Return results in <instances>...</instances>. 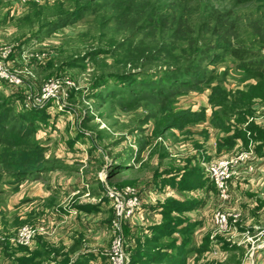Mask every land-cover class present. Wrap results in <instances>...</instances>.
Segmentation results:
<instances>
[{"label":"rangeland","instance_id":"1","mask_svg":"<svg viewBox=\"0 0 264 264\" xmlns=\"http://www.w3.org/2000/svg\"><path fill=\"white\" fill-rule=\"evenodd\" d=\"M58 20L62 21L54 25ZM211 20L222 26L207 28ZM237 47L247 49L238 56L241 59L232 54ZM0 49L11 52V71L22 79L15 86L0 81V160L4 161L0 163V264H36L29 260L32 252L39 251L33 248L52 240L55 225H39L38 218L35 223L21 220L20 216L27 217L22 196L43 192L47 182L65 181V186L70 179L75 193H61L60 186L55 189L58 201H64L62 206L68 207L82 195L83 201L91 203L89 207H97L100 200L92 196L96 192L110 201L113 219L104 245L110 261L116 235L133 217L121 222L120 231L115 228L112 194L136 190V179L143 185L153 172L161 174L168 165H179L181 157L191 152L184 149L191 128L194 131L209 119L210 98L216 97L218 89L228 92L246 86L247 74L237 71V65L239 60L258 63L264 57V0L246 4L236 0H57L38 5L0 0ZM20 49L49 57L46 62L26 60ZM212 75L214 82L207 84ZM55 80L70 84L60 89L58 97L37 105L46 85ZM189 83L194 86L186 87ZM101 93L110 97L98 100ZM4 100L10 101L7 107H13V112L1 114L8 109ZM31 112H36V118ZM19 114L22 117L15 119ZM7 116L12 117L6 124ZM22 149L38 151L30 155ZM8 157H41L37 163L41 167L19 178L5 170L16 165ZM223 160L227 159L219 161ZM138 162L140 170L135 168ZM249 167L254 168L250 160ZM207 178L221 204L228 202L231 195L222 202L208 173ZM32 197L26 195L25 208L38 209L40 202ZM52 211L45 216H52ZM217 211L209 215L207 229L223 235L230 227L219 229L216 216L239 217L225 208ZM24 228L34 231L28 244L18 236ZM250 231L245 237L250 245L247 257L232 262L264 264V229ZM50 242L48 249L41 248L52 253L43 251L44 259L66 254ZM125 250L128 254L127 245ZM216 261L229 264V254Z\"/></svg>","mask_w":264,"mask_h":264},{"label":"crops","instance_id":"2","mask_svg":"<svg viewBox=\"0 0 264 264\" xmlns=\"http://www.w3.org/2000/svg\"><path fill=\"white\" fill-rule=\"evenodd\" d=\"M208 115V120L197 124L195 135L191 128L192 135L184 142V149L195 155L190 152L187 157H181L184 160H180L179 165H168L164 173L153 172L143 185L139 179L134 181L141 209L122 226L131 264H219L216 259L225 253L229 254V264H237L232 259L247 257L250 251L249 243L245 242L250 230L264 229V100L255 99L252 115L246 118L245 123L236 126L245 132L240 136H234L236 128L225 134L212 124V111ZM231 123L234 125L233 120ZM223 136L232 137L230 142L234 144L220 146L219 143L224 142ZM242 152H250V163L254 169L249 171L244 163L238 166L239 173L230 184L231 198L221 204L216 190L207 180V168ZM138 163L136 170L141 167V162ZM62 168L71 173L70 168ZM65 183L58 181L55 185L54 181L47 182L43 192L30 194L32 200L37 204L40 202L38 209L35 206L25 208L29 201L25 197L30 195L22 196L21 203L27 217L22 219L20 216L21 220L35 223L38 218L39 225H55L52 240L36 244L33 249L39 251L32 252L34 254L29 260L36 261V264H109L104 245L110 239L113 219L110 201L100 197L101 192H96L92 196L100 200L97 207H89L91 203L83 201L82 195H77L68 207L62 206L64 201H58L57 186H60L61 193L72 190L68 195L76 191L73 192L76 189L73 179L64 186ZM86 193L84 190L85 196ZM221 208L239 217L230 220V229L223 235L216 233L217 229H207L210 227L209 215ZM52 209V216L46 217ZM240 241L245 245H237ZM48 242L66 254L57 253L44 259L42 252L45 250L41 248L48 249ZM253 252L257 254V251ZM47 253L52 254L45 251V255Z\"/></svg>","mask_w":264,"mask_h":264},{"label":"built area","instance_id":"3","mask_svg":"<svg viewBox=\"0 0 264 264\" xmlns=\"http://www.w3.org/2000/svg\"><path fill=\"white\" fill-rule=\"evenodd\" d=\"M23 3L33 4H53L57 0H22ZM18 53V52H17ZM22 58L26 60H32L34 62H46L49 55L40 52L39 54L29 55L21 52ZM16 54V53H15ZM10 57L11 52L6 49H0V81L10 86H15L21 83L22 79L19 73L12 72L10 68ZM69 82L63 80H55L50 85H46L41 98L38 100L37 105L41 106L45 104L51 98L59 96L60 89L65 85H69ZM264 118V115H263ZM250 160V152H242L236 157L229 158L227 160L219 161L218 163L212 164L207 168L208 177L212 181L220 195L222 202H226L230 196V184L234 178L238 175V166L242 163L248 167ZM254 168L249 167V171ZM112 196L116 200V220L114 222L115 228L120 231L121 222L128 217L134 216L136 212L141 209V201L138 192L131 188H126L123 194L113 193ZM225 214H218L215 219L218 228L221 230H227L230 227L229 216ZM233 217V216H231ZM230 217V218H231ZM235 218V217H234ZM34 231L29 228H24L19 232V237L22 243L28 244ZM126 239L125 236L118 232L111 247L110 261L112 264H130L129 256L125 250Z\"/></svg>","mask_w":264,"mask_h":264},{"label":"trees","instance_id":"4","mask_svg":"<svg viewBox=\"0 0 264 264\" xmlns=\"http://www.w3.org/2000/svg\"><path fill=\"white\" fill-rule=\"evenodd\" d=\"M239 4H246L254 0H236ZM261 1V0H260ZM35 5V4H34ZM38 5V4H36ZM218 17L215 18L217 20ZM213 19V18H212ZM63 20V19H62ZM62 20H58L54 25H57ZM215 25L222 26L221 24H218L217 21L211 20L206 26L207 28ZM143 28V26L139 27ZM247 50V49H246ZM246 50L240 49L237 47V49L233 50V55L236 57V59H241L238 56H241L246 53ZM248 52V51H247ZM258 58V57H256ZM258 63H255V61L251 63H245L242 60H239V63L237 65V71L246 72V78L243 83L246 82V86L244 88H238L235 91H225V90H217L216 97L214 99L210 98V104L213 106L211 108L212 111V124L216 127L221 129L225 134L231 133V131L234 129V136H240L242 134H245L243 129H238L236 126L243 124L246 122V118L252 115V105L255 99L260 98L261 100H264V57L258 58ZM187 71V68L185 69ZM189 70V69H188ZM188 72V71H187ZM207 81V80H206ZM251 81H255V84H252ZM214 82L213 75L208 78L207 84ZM194 86V84H186V87ZM103 94V93H101ZM215 94V93H214ZM212 93V95H214ZM103 97L104 100H107L110 95L103 94L98 97V100ZM102 100V99H101ZM11 104L9 100H4V106L7 107V105ZM10 106V105H9ZM8 109H2V113L4 114L11 110V112L14 111L13 107H7ZM33 118L35 117L36 112L30 113ZM12 116H7L5 118V123L7 124ZM22 117V115H18L15 119ZM4 119V118H2ZM232 120L234 121V125H232ZM23 126V125H22ZM5 129H8V127H4ZM168 130L165 129V131ZM233 130V131H234ZM2 138V137H1ZM232 137H226L224 138V142H220V146H225L227 144H234L233 142H230ZM1 140V139H0ZM13 153L16 154L17 149H13ZM22 152H25V154L35 155L37 154L38 150H20ZM19 152V151H18ZM11 158L13 162H16L15 167L5 169L6 171H11V173L14 176L22 177L26 172H31L32 170L39 169L41 165L37 164L40 162L41 157H8ZM38 158V159H37ZM3 159L0 160V163L3 164ZM37 164V165H36Z\"/></svg>","mask_w":264,"mask_h":264}]
</instances>
